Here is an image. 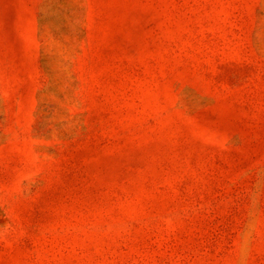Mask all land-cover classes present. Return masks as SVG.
Returning a JSON list of instances; mask_svg holds the SVG:
<instances>
[{"label": "rangeland", "instance_id": "374dc122", "mask_svg": "<svg viewBox=\"0 0 264 264\" xmlns=\"http://www.w3.org/2000/svg\"><path fill=\"white\" fill-rule=\"evenodd\" d=\"M0 264H264V0H0Z\"/></svg>", "mask_w": 264, "mask_h": 264}]
</instances>
